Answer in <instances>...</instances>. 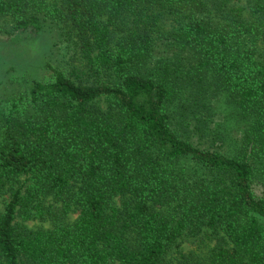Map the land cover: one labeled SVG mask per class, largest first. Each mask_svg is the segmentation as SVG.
I'll list each match as a JSON object with an SVG mask.
<instances>
[{
	"label": "trees",
	"instance_id": "obj_1",
	"mask_svg": "<svg viewBox=\"0 0 264 264\" xmlns=\"http://www.w3.org/2000/svg\"><path fill=\"white\" fill-rule=\"evenodd\" d=\"M46 27L79 61L0 96V264H264V0H0Z\"/></svg>",
	"mask_w": 264,
	"mask_h": 264
},
{
	"label": "rangeland",
	"instance_id": "obj_2",
	"mask_svg": "<svg viewBox=\"0 0 264 264\" xmlns=\"http://www.w3.org/2000/svg\"><path fill=\"white\" fill-rule=\"evenodd\" d=\"M4 38L0 34V96L11 94L15 88L21 89L34 78H41L46 72V63L66 68L78 66L77 57L72 58L75 51H66L50 27L38 38H15L11 43ZM60 59H64V63ZM35 222L30 224L33 226Z\"/></svg>",
	"mask_w": 264,
	"mask_h": 264
}]
</instances>
